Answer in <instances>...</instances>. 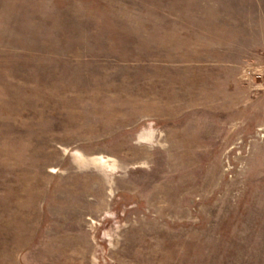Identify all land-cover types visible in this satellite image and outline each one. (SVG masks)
<instances>
[{"label": "rangeland", "instance_id": "rangeland-1", "mask_svg": "<svg viewBox=\"0 0 264 264\" xmlns=\"http://www.w3.org/2000/svg\"><path fill=\"white\" fill-rule=\"evenodd\" d=\"M0 264H264V0H0Z\"/></svg>", "mask_w": 264, "mask_h": 264}]
</instances>
